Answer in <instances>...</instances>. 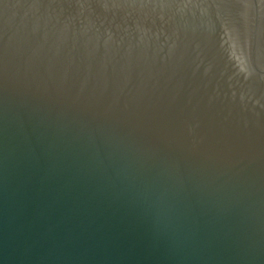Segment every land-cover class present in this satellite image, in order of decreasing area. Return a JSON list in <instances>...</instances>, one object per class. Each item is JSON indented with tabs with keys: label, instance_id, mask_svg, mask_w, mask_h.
I'll return each instance as SVG.
<instances>
[{
	"label": "water",
	"instance_id": "obj_1",
	"mask_svg": "<svg viewBox=\"0 0 264 264\" xmlns=\"http://www.w3.org/2000/svg\"><path fill=\"white\" fill-rule=\"evenodd\" d=\"M0 264H264V0H0Z\"/></svg>",
	"mask_w": 264,
	"mask_h": 264
}]
</instances>
